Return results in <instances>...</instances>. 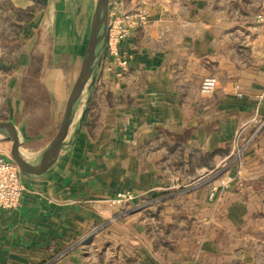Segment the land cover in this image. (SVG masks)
Wrapping results in <instances>:
<instances>
[{"label": "crops", "instance_id": "0c3cea01", "mask_svg": "<svg viewBox=\"0 0 264 264\" xmlns=\"http://www.w3.org/2000/svg\"><path fill=\"white\" fill-rule=\"evenodd\" d=\"M97 2L0 0V123L21 139L50 141L59 131ZM248 2L264 8V0H109L107 18L145 7L150 26H134L118 56L108 50L107 28L100 34L107 18L95 32L69 139L55 160L22 166L21 204L0 212V264L61 255L86 228L120 211L108 205L117 190L141 198L165 193L175 174L192 168L193 149L215 152L218 162L241 120L264 121V20L243 11L242 21ZM127 56L121 73L119 58ZM208 75L218 78V89L203 96ZM236 84L246 91L243 101L232 93ZM262 132L245 155L248 187L264 179ZM178 183L176 194L205 192ZM132 216L116 223L132 229ZM137 224L139 236H152Z\"/></svg>", "mask_w": 264, "mask_h": 264}, {"label": "rangeland", "instance_id": "374dc122", "mask_svg": "<svg viewBox=\"0 0 264 264\" xmlns=\"http://www.w3.org/2000/svg\"><path fill=\"white\" fill-rule=\"evenodd\" d=\"M248 3L243 8L241 6L242 21L243 11L247 14L258 12L257 21L258 19L263 21L264 8L261 2ZM140 8L142 11L137 13L142 12L145 18L137 25L145 29L146 26H150V21L146 8ZM116 17L121 15L112 11L107 18V24L102 25L103 29L100 28L102 29L100 34H104L107 28V47L112 56L109 28ZM20 19H23V14H20ZM259 57L262 58V55ZM207 78L216 81V88L212 94H203L201 91ZM217 89L218 78L215 75H208L202 79L199 90L203 96H212ZM244 92L246 93L239 84L232 89V93L241 101L245 99ZM41 100L32 101V104H37ZM242 103L246 105L245 102ZM261 119L255 116L252 122L241 120L235 133L228 137L232 139L228 155H223L218 162L215 161L212 152L204 153L202 150L193 149L192 168L186 169L185 173L184 171L177 173L180 177L178 184H183L188 187L187 189L203 185L205 192L176 194L174 191H177L175 190L177 183L172 182L170 189H166L165 193L143 195L142 198L137 193L139 199L132 204L139 205L128 207V213L135 218L129 225L135 226L138 223L139 231L144 234L146 231L148 233L154 231L150 238L143 237V234L139 236L134 226H131L132 229L120 227L116 222L130 215H125V211L119 208L120 211L111 215L108 222L105 220L106 222L86 228L84 233L66 246L64 253L55 255L41 264H264V187L261 186L264 179L248 187V165L245 158L249 148L253 146L258 136L263 134L264 126ZM248 129L253 130L247 133ZM258 130L257 135L252 138ZM51 141L47 142L46 147L50 146ZM247 141H251V144L241 155L235 157ZM9 145L11 155L7 148ZM0 149V158L12 156L18 164L21 163L12 150L10 140L0 137ZM201 164L206 165L208 169H197ZM18 166L22 172V165ZM119 191L134 190H117L108 201L110 207H117L112 206L110 202ZM176 200L182 203H174ZM20 204L10 209L1 207L0 212L17 209ZM133 206L135 209H132ZM169 216L175 219L171 218L170 221ZM169 225H172V228L168 229ZM152 237L154 243L151 242Z\"/></svg>", "mask_w": 264, "mask_h": 264}, {"label": "water", "instance_id": "95a60500", "mask_svg": "<svg viewBox=\"0 0 264 264\" xmlns=\"http://www.w3.org/2000/svg\"><path fill=\"white\" fill-rule=\"evenodd\" d=\"M109 0H98L94 16L85 39L77 55L74 79L67 108L60 129L49 147L40 152H31L21 141L18 134L5 123H0V137L12 142V150L23 164L51 162L59 157L62 148L69 139L72 127L78 116L88 74L90 46L94 41L95 32L107 18Z\"/></svg>", "mask_w": 264, "mask_h": 264}, {"label": "built area", "instance_id": "2783aa9c", "mask_svg": "<svg viewBox=\"0 0 264 264\" xmlns=\"http://www.w3.org/2000/svg\"><path fill=\"white\" fill-rule=\"evenodd\" d=\"M144 18V14L139 12L133 15H121V17H116L115 20H113V24L109 28V40L112 45L113 54L117 56L120 54L119 46L121 42L129 36V33L134 26H138V22H143ZM123 59L122 63L126 66L128 60L126 58ZM122 69L124 70V68ZM215 88V79L207 78L203 83L201 91L203 94H212L215 91ZM262 122V126H264V121ZM259 130L252 136V138L257 135ZM250 144L251 141H247L246 145L238 150L235 157L241 155ZM179 178V174H175L173 176L174 182L178 183L180 181ZM24 188L17 163L10 156H2V158H0V208H15L21 203ZM137 199H139V197L135 191H119L118 195L115 198H112L110 204L121 209H126L131 205L138 206L139 204H132V202L137 201ZM134 206L132 209H135Z\"/></svg>", "mask_w": 264, "mask_h": 264}, {"label": "bare ground", "instance_id": "6f19581e", "mask_svg": "<svg viewBox=\"0 0 264 264\" xmlns=\"http://www.w3.org/2000/svg\"><path fill=\"white\" fill-rule=\"evenodd\" d=\"M96 48H97L96 44H95L94 42H92V44H91V46H90L89 53H88V57H89V58L93 55L94 50H95ZM114 55H115V54H114ZM123 60H124V59H120V58H119V62H118V63H119V66H120L121 68H124V70L122 69L121 73L124 72V71L127 69V67L129 66V62L127 63L126 66H124L123 63H122ZM20 139H21V138H20ZM21 141H22L24 144L29 145V146L35 148V149L38 150V151H42V150L46 149L45 147L47 146V142H48L49 140L44 141V140H25V139H21ZM8 144H10V143H8ZM7 148H9V154H10V149H11L10 145H9V147H7ZM10 155H11V154H10ZM10 157H11V158L17 163V161H16L12 156H10ZM19 164H21L22 166H26V165L23 164L22 162L19 163ZM19 164L17 163V165H19ZM18 168H19V166H18ZM19 172L21 173L20 168H19ZM21 176H22V175H21ZM24 187H25V186H24ZM24 191H25V188H24Z\"/></svg>", "mask_w": 264, "mask_h": 264}, {"label": "trees", "instance_id": "16d2710c", "mask_svg": "<svg viewBox=\"0 0 264 264\" xmlns=\"http://www.w3.org/2000/svg\"><path fill=\"white\" fill-rule=\"evenodd\" d=\"M212 154H215V152H212ZM204 158V157H203Z\"/></svg>", "mask_w": 264, "mask_h": 264}]
</instances>
